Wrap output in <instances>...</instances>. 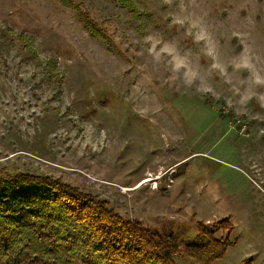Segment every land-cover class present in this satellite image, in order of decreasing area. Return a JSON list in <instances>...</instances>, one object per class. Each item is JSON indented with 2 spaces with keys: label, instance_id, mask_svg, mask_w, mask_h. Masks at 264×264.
<instances>
[{
  "label": "rangeland",
  "instance_id": "rangeland-1",
  "mask_svg": "<svg viewBox=\"0 0 264 264\" xmlns=\"http://www.w3.org/2000/svg\"><path fill=\"white\" fill-rule=\"evenodd\" d=\"M72 1L110 45L58 0H0V181L57 179L182 245L229 217L211 264H264V0Z\"/></svg>",
  "mask_w": 264,
  "mask_h": 264
},
{
  "label": "trees",
  "instance_id": "trees-1",
  "mask_svg": "<svg viewBox=\"0 0 264 264\" xmlns=\"http://www.w3.org/2000/svg\"><path fill=\"white\" fill-rule=\"evenodd\" d=\"M58 1L110 45L72 0ZM219 229L232 231L229 217L210 227L199 222L194 242L182 245L57 179L22 173L0 181V264H176L181 250L195 264H211L234 243L228 236L216 238Z\"/></svg>",
  "mask_w": 264,
  "mask_h": 264
},
{
  "label": "bare ground",
  "instance_id": "bare-ground-1",
  "mask_svg": "<svg viewBox=\"0 0 264 264\" xmlns=\"http://www.w3.org/2000/svg\"><path fill=\"white\" fill-rule=\"evenodd\" d=\"M147 181H149L148 179H145L141 184H144V183H146ZM140 184V185H141Z\"/></svg>",
  "mask_w": 264,
  "mask_h": 264
}]
</instances>
